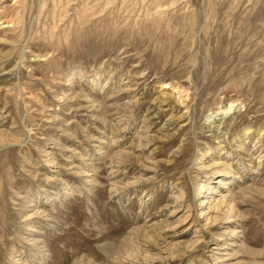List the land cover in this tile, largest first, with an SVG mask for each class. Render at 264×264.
<instances>
[{
  "label": "rangeland",
  "instance_id": "1",
  "mask_svg": "<svg viewBox=\"0 0 264 264\" xmlns=\"http://www.w3.org/2000/svg\"><path fill=\"white\" fill-rule=\"evenodd\" d=\"M0 264H264V0H0Z\"/></svg>",
  "mask_w": 264,
  "mask_h": 264
},
{
  "label": "bare ground",
  "instance_id": "2",
  "mask_svg": "<svg viewBox=\"0 0 264 264\" xmlns=\"http://www.w3.org/2000/svg\"><path fill=\"white\" fill-rule=\"evenodd\" d=\"M169 86V85H168Z\"/></svg>",
  "mask_w": 264,
  "mask_h": 264
}]
</instances>
